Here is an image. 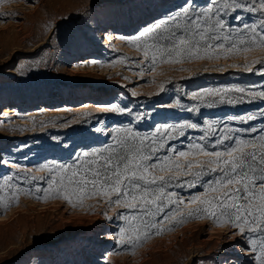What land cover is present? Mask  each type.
Returning <instances> with one entry per match:
<instances>
[{
  "label": "rangeland",
  "instance_id": "rangeland-1",
  "mask_svg": "<svg viewBox=\"0 0 264 264\" xmlns=\"http://www.w3.org/2000/svg\"><path fill=\"white\" fill-rule=\"evenodd\" d=\"M182 2L0 0V115L5 106L16 108L0 116V157L35 171L41 164L70 162L79 152L108 145L109 133L130 126L132 120L97 115L112 102L151 113L135 125L142 133L158 123L225 121L254 112L257 104L219 105L202 108L199 114L166 107L176 99L190 106V93L200 89L260 82L258 76L237 69H216L227 68L233 59L162 63L155 73H141L119 59L122 54L139 58L127 40ZM109 28L112 35L102 33ZM262 55L264 50L256 49L248 58ZM243 59L234 58L237 63ZM164 81L171 83L160 93ZM6 173L9 167H0V175ZM104 211L114 216L116 210L96 198L74 207L62 198L21 194L18 203L6 210L0 207V264H223V255L235 257L240 247L227 226L205 217L153 235L134 252L125 250L115 239L123 222L109 221ZM239 264L248 260L241 257Z\"/></svg>",
  "mask_w": 264,
  "mask_h": 264
},
{
  "label": "snow or ice",
  "instance_id": "snow-or-ice-1",
  "mask_svg": "<svg viewBox=\"0 0 264 264\" xmlns=\"http://www.w3.org/2000/svg\"><path fill=\"white\" fill-rule=\"evenodd\" d=\"M127 43L141 56L122 54L119 59L141 73H155L162 63L223 58L234 62L227 68L216 65L219 72L237 69L260 78L248 86L193 91L190 106L176 99L166 107L199 114L202 108L219 105L257 104L256 110L225 121L158 123L142 133L135 125L151 113L112 102L97 115L132 120L130 126L109 133L108 145L79 152L70 162L41 164L35 171L0 157V167H9V173L0 175V207L6 210L18 203L21 194L62 198L74 207L96 198L116 210L114 216L107 211L103 215L123 222L116 243L133 252L153 235L207 217L227 226L240 243L235 257L223 255V264H239L241 257L248 264H264V55L248 58L254 50H264V0H183ZM240 56L243 61L235 62ZM168 83L159 84L160 93Z\"/></svg>",
  "mask_w": 264,
  "mask_h": 264
},
{
  "label": "bare ground",
  "instance_id": "bare-ground-1",
  "mask_svg": "<svg viewBox=\"0 0 264 264\" xmlns=\"http://www.w3.org/2000/svg\"><path fill=\"white\" fill-rule=\"evenodd\" d=\"M103 34H105L106 36H110V35H112L113 33H112V29L111 28H109L107 31H105V32H102ZM15 106H13V105H8V106H5L4 108H3V114L2 115H0V116H5V115H7V114H10V113H12L13 114V112H15Z\"/></svg>",
  "mask_w": 264,
  "mask_h": 264
}]
</instances>
